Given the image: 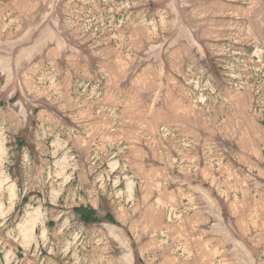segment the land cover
Returning <instances> with one entry per match:
<instances>
[{
    "label": "rangeland",
    "instance_id": "obj_1",
    "mask_svg": "<svg viewBox=\"0 0 264 264\" xmlns=\"http://www.w3.org/2000/svg\"><path fill=\"white\" fill-rule=\"evenodd\" d=\"M0 264H264V0H0Z\"/></svg>",
    "mask_w": 264,
    "mask_h": 264
},
{
    "label": "trees",
    "instance_id": "obj_2",
    "mask_svg": "<svg viewBox=\"0 0 264 264\" xmlns=\"http://www.w3.org/2000/svg\"><path fill=\"white\" fill-rule=\"evenodd\" d=\"M75 211L80 215L81 219L85 222H93L99 220H109L114 222V219L106 214L103 218L96 215V211L89 206H78L74 208Z\"/></svg>",
    "mask_w": 264,
    "mask_h": 264
}]
</instances>
